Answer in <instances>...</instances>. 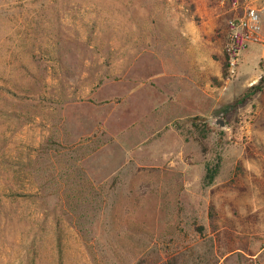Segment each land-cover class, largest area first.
Wrapping results in <instances>:
<instances>
[{"label":"rangeland","instance_id":"1","mask_svg":"<svg viewBox=\"0 0 264 264\" xmlns=\"http://www.w3.org/2000/svg\"><path fill=\"white\" fill-rule=\"evenodd\" d=\"M243 14L0 0V264H264V58L236 104L222 37Z\"/></svg>","mask_w":264,"mask_h":264},{"label":"built area","instance_id":"2","mask_svg":"<svg viewBox=\"0 0 264 264\" xmlns=\"http://www.w3.org/2000/svg\"><path fill=\"white\" fill-rule=\"evenodd\" d=\"M238 9L244 6L243 16L231 19L225 33V53L228 65L235 69L241 60L242 53L254 42L264 43V22L260 11L253 9L251 0H229ZM264 246V237H263Z\"/></svg>","mask_w":264,"mask_h":264},{"label":"crops","instance_id":"3","mask_svg":"<svg viewBox=\"0 0 264 264\" xmlns=\"http://www.w3.org/2000/svg\"><path fill=\"white\" fill-rule=\"evenodd\" d=\"M250 6L253 9L260 11L262 14V20L264 22V0H251ZM225 36L222 34V37ZM225 39V37H224ZM263 43V42H262ZM264 58V43H251L247 49L243 52L241 61L239 63V80L238 84L240 86H245L246 88L251 87V82H255L260 79V63ZM254 72V73H252ZM256 73V74H255ZM254 85V84H253ZM245 88V89H246ZM231 96H235L238 93L237 87L235 86L233 90L230 91ZM259 208V201H253L254 208L257 209V204ZM263 243V242H262Z\"/></svg>","mask_w":264,"mask_h":264},{"label":"trees","instance_id":"4","mask_svg":"<svg viewBox=\"0 0 264 264\" xmlns=\"http://www.w3.org/2000/svg\"><path fill=\"white\" fill-rule=\"evenodd\" d=\"M263 79L258 83L252 85L245 91H243L238 97L236 104H246L252 102L255 97L263 91ZM212 180V178H211ZM138 264H150L149 260L145 259L140 261Z\"/></svg>","mask_w":264,"mask_h":264},{"label":"water","instance_id":"5","mask_svg":"<svg viewBox=\"0 0 264 264\" xmlns=\"http://www.w3.org/2000/svg\"><path fill=\"white\" fill-rule=\"evenodd\" d=\"M220 122V123H219ZM216 124H220L221 127H224V123L221 121H217Z\"/></svg>","mask_w":264,"mask_h":264}]
</instances>
